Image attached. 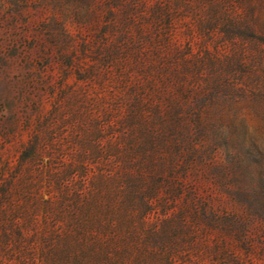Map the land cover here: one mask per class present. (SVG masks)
<instances>
[{"label": "trees", "instance_id": "obj_1", "mask_svg": "<svg viewBox=\"0 0 264 264\" xmlns=\"http://www.w3.org/2000/svg\"><path fill=\"white\" fill-rule=\"evenodd\" d=\"M81 1L91 136L1 166L0 264H264V0Z\"/></svg>", "mask_w": 264, "mask_h": 264}, {"label": "rangeland", "instance_id": "obj_2", "mask_svg": "<svg viewBox=\"0 0 264 264\" xmlns=\"http://www.w3.org/2000/svg\"><path fill=\"white\" fill-rule=\"evenodd\" d=\"M92 32L91 4L81 0H0V174L4 163L15 167L33 136L42 137L47 152L73 153L82 149L80 137L91 136ZM193 47L196 50L194 43ZM78 58L83 67H65ZM244 118L249 135L264 150V108L245 111ZM61 120L64 126L54 130ZM218 156L222 160L225 153L220 150ZM202 173L206 186L212 188L216 177ZM3 183L0 176V190ZM216 192L215 206L238 209L229 195Z\"/></svg>", "mask_w": 264, "mask_h": 264}]
</instances>
